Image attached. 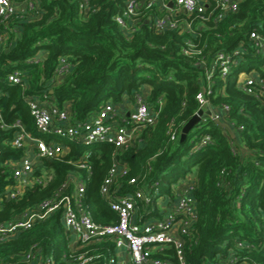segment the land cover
<instances>
[{"label":"trees","instance_id":"16d2710c","mask_svg":"<svg viewBox=\"0 0 264 264\" xmlns=\"http://www.w3.org/2000/svg\"><path fill=\"white\" fill-rule=\"evenodd\" d=\"M90 1L95 8L87 15L80 10L79 0H34V10H19L6 22L0 17V32L6 35L0 52V224L37 209L73 172L86 180L94 220H116L100 191L115 155L127 165L128 174L118 178L114 190L124 194L142 188L152 196L150 203L140 202L138 217H148L152 208L161 216L153 196L156 191L173 201L174 186L180 181L191 185L196 218L183 237L188 264L217 260L264 264V95L249 94L238 82L240 72L255 68L251 58L260 56L250 34L261 31L264 0H239L237 10L224 11L223 17L211 1L206 18L181 12L178 27L162 31L153 22L165 13L157 5L145 10L131 33L115 19L127 0ZM238 48L240 62L223 76L215 64L218 54ZM62 57L71 67L59 80ZM16 69L25 73V86L9 83L8 75ZM260 72L264 76V70ZM208 87L212 109L229 107L222 119L235 136L205 113L181 141L185 124L200 109L196 96ZM141 93L158 111L157 123L138 131L133 142L118 151L106 142L82 145L41 135L27 104L28 97L47 95L60 108L70 103L73 121H80L106 102H135ZM18 120L34 134L69 145L70 151L58 159L40 158L33 170V178L40 181L8 199L15 183L10 163L26 155L24 148L12 143ZM208 135L210 139L200 146ZM84 156L89 168L79 166ZM132 177H138L136 184H129ZM240 242L249 247L240 248ZM68 245L58 210L0 244V260L17 263L21 254L36 247L60 260ZM156 255L177 259L173 247Z\"/></svg>","mask_w":264,"mask_h":264},{"label":"built area","instance_id":"2783aa9c","mask_svg":"<svg viewBox=\"0 0 264 264\" xmlns=\"http://www.w3.org/2000/svg\"><path fill=\"white\" fill-rule=\"evenodd\" d=\"M211 1H215L217 8L221 9L220 17L224 11L237 10L239 0H127L126 7L115 19L127 32L134 31L142 14L146 9L160 6L165 12L154 18V26L157 31L168 28H177L178 14L181 12L189 15H197L206 18ZM173 5H170V3ZM80 10L87 15L94 10L90 0H79ZM34 10V0H0V17L6 22L19 10ZM22 13V12H21ZM191 27L192 23L189 22ZM261 31L253 30L250 39L257 54H264V19L260 25ZM5 34L0 32V52L3 50ZM241 48L233 52H220L217 57L216 66L220 67L223 76L230 71L233 64L240 62L238 58ZM71 65L66 63L62 57L60 67L57 70L59 80L63 77L65 70ZM261 70H264V62ZM25 73L16 69L8 75L11 84L25 86ZM211 71H207V80L211 82ZM238 82L249 94L264 95V76L259 68L252 67L248 71L239 73ZM211 88H203L198 92L196 98L200 108L210 110L213 119L220 118L228 112L227 105L218 109H212L208 94ZM27 104L34 118L37 131L41 135L55 136L61 140L75 142L82 145L93 143H110L118 151L130 145L137 132L145 126H153L158 120V111L152 109L144 94H137L135 107L125 114L121 112L118 105L113 102L104 103L100 109L89 119L73 121L70 103L60 108L50 96L28 97ZM6 124L3 123L2 127ZM14 126L19 128L13 139V146L24 148L26 155L17 162H11L13 178L15 183L9 188L10 198L21 195L25 188L35 180L33 178L34 166L40 158L58 159L70 151L69 145L60 140L35 136L26 130L18 120ZM175 139V135L172 136ZM200 146L205 144L210 136H206ZM85 156L79 161L81 168H89L84 162ZM128 174L126 164H123L114 155L113 163L108 175L101 186V194L107 200L110 209L115 213L116 220L110 223H101L94 220L89 209V194L86 180L75 172L71 173L66 183L51 197L44 199L39 207L32 211H25L22 215L8 223L0 224V244L7 243L20 231L31 229L37 221L44 220L51 213L61 210L62 220L69 250L58 260L53 254H43L41 248H32L27 253L21 254V258L14 264H188L185 259L184 235L190 230L196 218V206L190 193L191 185L187 184L178 194V202L174 207L158 219L142 220L138 211L140 202L150 203L151 196L142 188L133 192L118 194L114 190V184L119 177ZM138 177H132L129 184H136ZM72 184V189L68 187ZM87 196L86 203L83 198ZM107 246V248H106ZM240 248L249 247V244L238 243ZM173 247L177 259L160 258L156 254L159 250ZM123 250L128 252L129 259L119 260V253ZM234 257V256H233ZM232 257V258H233ZM233 259L231 260V262ZM225 261H207L204 264H224ZM0 264H6L0 260ZM255 264H260L255 262Z\"/></svg>","mask_w":264,"mask_h":264},{"label":"crops","instance_id":"0c3cea01","mask_svg":"<svg viewBox=\"0 0 264 264\" xmlns=\"http://www.w3.org/2000/svg\"><path fill=\"white\" fill-rule=\"evenodd\" d=\"M144 91L148 92V87L144 86ZM119 109L121 110V112L125 113L126 115L129 114V112L131 110L134 109L135 107V102L130 101V100H124V102H122L120 105H118ZM27 130V129H26ZM29 131V130H28ZM31 132V131H30ZM33 135L35 136H39L38 134H34L33 132H31ZM188 183H185L184 181H180L176 186H174V194H175V199L173 201H171V197L168 196V198L164 201V203H162V205H158L157 202L156 204L158 205L159 211L161 213V216H158L157 211H155V208H152L153 210L145 212L148 214V217L144 218V216H140L142 220H150V219H158L160 217H163L165 213H167L171 207H174L176 205V203L178 202V194L180 193V191L185 188L187 186ZM152 197V196H151ZM139 219V217H138ZM119 260L123 259L128 261L129 256H128V252L126 250H123L122 252L119 253Z\"/></svg>","mask_w":264,"mask_h":264},{"label":"water","instance_id":"95a60500","mask_svg":"<svg viewBox=\"0 0 264 264\" xmlns=\"http://www.w3.org/2000/svg\"><path fill=\"white\" fill-rule=\"evenodd\" d=\"M170 5H173V3L171 2ZM208 114L211 115V111L210 110H204L203 108H200L195 114L194 116L185 124L182 132H181V141H184L189 133V131L195 126L197 125L201 120H202V116L204 114ZM214 121L222 128H224L225 130H227L229 132V134L234 137L235 133L233 128L225 121L221 120L220 118H216L214 119ZM49 160L51 158H48ZM7 198H10V194L7 195Z\"/></svg>","mask_w":264,"mask_h":264},{"label":"rangeland","instance_id":"374dc122","mask_svg":"<svg viewBox=\"0 0 264 264\" xmlns=\"http://www.w3.org/2000/svg\"><path fill=\"white\" fill-rule=\"evenodd\" d=\"M251 64L254 65L256 68H262L263 62H264V54L258 56V57H253L251 58ZM248 71V70H247ZM195 171V169L193 170ZM45 176L46 171H43ZM194 173V172H192ZM153 196L156 198V202L158 205H162L164 201L168 198V194L166 193H158L157 191L153 194ZM83 201L86 203L87 201V196L83 198Z\"/></svg>","mask_w":264,"mask_h":264}]
</instances>
